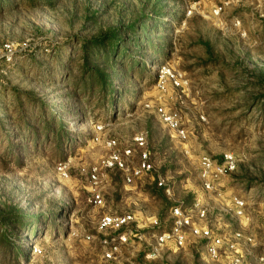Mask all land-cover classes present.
Returning a JSON list of instances; mask_svg holds the SVG:
<instances>
[{"label":"rangeland","instance_id":"rangeland-1","mask_svg":"<svg viewBox=\"0 0 264 264\" xmlns=\"http://www.w3.org/2000/svg\"><path fill=\"white\" fill-rule=\"evenodd\" d=\"M158 109L178 115L187 142ZM141 134L155 171L131 185L108 172L94 207L88 175L107 141ZM225 154L236 171L207 193L201 157ZM197 197L211 222L255 239L247 264H264V0H0V264H104L103 214L168 228L171 208ZM143 234L124 259L221 264L195 245L149 259L154 231Z\"/></svg>","mask_w":264,"mask_h":264},{"label":"built area","instance_id":"built-area-1","mask_svg":"<svg viewBox=\"0 0 264 264\" xmlns=\"http://www.w3.org/2000/svg\"><path fill=\"white\" fill-rule=\"evenodd\" d=\"M158 113L179 141L183 143L188 141L187 133L180 126L176 113L168 114L164 109H158ZM97 129L101 131L102 127ZM95 140L101 139L96 137ZM146 144V137L142 134L134 139L133 145L127 147H120L116 140L107 141L110 149L108 157L89 171L90 204L99 208L104 206L102 184L108 172L121 173L125 183L131 185L155 171ZM136 148L140 150L137 156ZM236 164L232 154H225L220 159L202 156L200 177L204 191L217 194V181L233 174L237 168ZM57 169L63 177H68V166L65 163H60ZM163 185L165 181L159 179V186ZM234 202L236 215L244 216L246 203L238 198H235ZM209 215V208L199 197L195 198L191 206L177 204L172 207L167 220L168 228H163L158 218L143 217L136 212L103 214L96 224L103 263L135 264L134 261L124 259L123 247L130 244L132 238L143 241L146 237L143 232L153 230L151 240L146 241V257L149 259L156 258L167 249H184L189 245H195L200 249L202 259L207 262L247 264L246 257L253 254L255 239L245 231H230L219 222H211ZM95 238L94 235L86 236L89 241ZM259 261L262 262L263 259Z\"/></svg>","mask_w":264,"mask_h":264},{"label":"trees","instance_id":"trees-1","mask_svg":"<svg viewBox=\"0 0 264 264\" xmlns=\"http://www.w3.org/2000/svg\"><path fill=\"white\" fill-rule=\"evenodd\" d=\"M90 44H89V42L88 41H86L85 42V44H84V51H85V53H86V55H90L89 54V51H90ZM101 76L103 77V79H104V75H103V73L101 74ZM109 87H107V89H108Z\"/></svg>","mask_w":264,"mask_h":264}]
</instances>
